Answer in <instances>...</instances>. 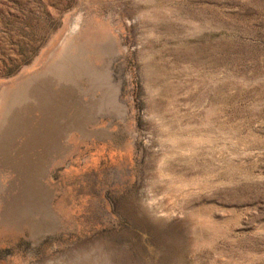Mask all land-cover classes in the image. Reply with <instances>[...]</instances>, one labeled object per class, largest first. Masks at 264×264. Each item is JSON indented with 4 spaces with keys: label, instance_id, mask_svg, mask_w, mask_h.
I'll return each mask as SVG.
<instances>
[{
    "label": "rangeland",
    "instance_id": "obj_1",
    "mask_svg": "<svg viewBox=\"0 0 264 264\" xmlns=\"http://www.w3.org/2000/svg\"><path fill=\"white\" fill-rule=\"evenodd\" d=\"M0 264H264V0H0Z\"/></svg>",
    "mask_w": 264,
    "mask_h": 264
},
{
    "label": "bare ground",
    "instance_id": "obj_2",
    "mask_svg": "<svg viewBox=\"0 0 264 264\" xmlns=\"http://www.w3.org/2000/svg\"><path fill=\"white\" fill-rule=\"evenodd\" d=\"M69 39H70V38H69ZM72 42H73V41H72ZM70 46H71V45H70ZM68 48H69V47H68ZM71 48H72V47H71ZM66 50H67V49H66ZM70 50H71V49L69 48L68 51H70ZM64 51H65V50H64ZM64 51H63V52H64ZM68 51H67V52H68ZM71 51H72V50H71ZM71 51H70V52H71ZM71 53H72V52H71ZM72 54H73V53H72ZM72 54L70 55V59L68 58L69 60H71V56H72ZM66 55H67V53H66ZM60 57H61V56H60ZM63 57H64V56H63ZM63 57H62V58H63ZM77 58H78V57H77ZM78 59H79V58H78ZM73 60H74V59H73ZM79 60H80V59H79ZM60 61H61V60H60ZM63 62H64V61H63ZM67 65H68V63H67ZM57 69L60 71L59 68H57ZM62 70H63V69H62ZM51 73H53V71H52ZM44 74H45V73H44ZM55 74H57V73H55ZM37 83H38V82H37ZM34 84H35V83H34ZM18 103H19V102H18ZM12 126H13V125H12ZM12 126H11V128H12ZM7 128H8V127H7Z\"/></svg>",
    "mask_w": 264,
    "mask_h": 264
}]
</instances>
